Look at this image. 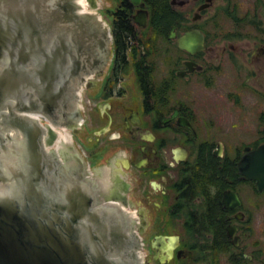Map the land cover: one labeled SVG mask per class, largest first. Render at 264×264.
Masks as SVG:
<instances>
[{"label": "flooded vegetation", "instance_id": "obj_1", "mask_svg": "<svg viewBox=\"0 0 264 264\" xmlns=\"http://www.w3.org/2000/svg\"><path fill=\"white\" fill-rule=\"evenodd\" d=\"M57 2L80 47V74L55 119H21L42 130L47 199L58 207L80 186L81 203L129 264H264V192L239 172L245 148L264 144V109L255 142L233 146L247 98L264 104V0H91L99 9L82 19L76 0ZM159 12L169 14L166 32L153 21ZM196 31L205 49H181L178 40ZM12 137L4 135L0 158L22 151Z\"/></svg>", "mask_w": 264, "mask_h": 264}, {"label": "water", "instance_id": "obj_2", "mask_svg": "<svg viewBox=\"0 0 264 264\" xmlns=\"http://www.w3.org/2000/svg\"><path fill=\"white\" fill-rule=\"evenodd\" d=\"M87 15L78 5L76 17ZM141 21L144 26L147 14ZM68 26L52 0H0V145L9 131L26 138L20 142L13 133L10 144L22 151L15 159L0 158V264H129L124 250L111 249L112 237L101 232V216L81 203L80 186H69L58 207L47 199L38 184L42 130L21 121L31 113L55 119L64 105L59 100H67L80 74V47L72 46ZM178 43L192 54L205 49L198 31ZM47 130L53 145L56 134L51 125ZM245 152L239 172L264 192V144Z\"/></svg>", "mask_w": 264, "mask_h": 264}, {"label": "rangeland", "instance_id": "obj_3", "mask_svg": "<svg viewBox=\"0 0 264 264\" xmlns=\"http://www.w3.org/2000/svg\"><path fill=\"white\" fill-rule=\"evenodd\" d=\"M98 9H99V5H97V7L94 10L97 11ZM101 15L102 14L99 13V17H101ZM162 47H163V49L166 48L165 45H163ZM159 69L163 70V69H165V67H161L159 65ZM245 104H246V107H244V110H242L244 112V115L246 118L245 123L241 119L243 115L238 118L237 125H235V132H236L238 139L235 141L234 144L231 143V144H233L234 147H239L241 149H243V147L246 145L253 144L255 142V140L257 139V137H258L257 132L261 128L259 115H260L262 109H264V104L261 105L259 103V101H256V95L255 94H253V97L247 98V102ZM247 127H248L247 131H248V133L250 132V135L247 136L246 138L243 137V138L239 139V137L241 135L240 134L241 131H243ZM253 197L255 200H256V198H260V199L263 198L262 196L257 195L255 193H253ZM258 229L260 230L261 227H258Z\"/></svg>", "mask_w": 264, "mask_h": 264}, {"label": "trees", "instance_id": "obj_4", "mask_svg": "<svg viewBox=\"0 0 264 264\" xmlns=\"http://www.w3.org/2000/svg\"><path fill=\"white\" fill-rule=\"evenodd\" d=\"M168 15H169L168 13L165 14V13H160V12L155 14V18L153 19V21L159 20L162 23H164V25L162 27H158L157 30H163L164 32L167 31L166 28L168 26L165 27L166 26L165 24L169 21ZM118 20L121 22L122 31L130 33L132 26L129 24V21H130L129 16L126 13H122V16H120ZM117 43H118V50L120 52L125 51L127 49V46L124 45L125 41L123 40L122 36H120L119 39L117 38ZM120 44H122L124 47L122 48ZM137 47L140 48L139 45H137ZM137 47L134 46L132 51L137 52Z\"/></svg>", "mask_w": 264, "mask_h": 264}, {"label": "bare ground", "instance_id": "obj_5", "mask_svg": "<svg viewBox=\"0 0 264 264\" xmlns=\"http://www.w3.org/2000/svg\"><path fill=\"white\" fill-rule=\"evenodd\" d=\"M76 3L87 13L90 11L91 5H89L88 0H76ZM63 140H68V137L63 135Z\"/></svg>", "mask_w": 264, "mask_h": 264}]
</instances>
